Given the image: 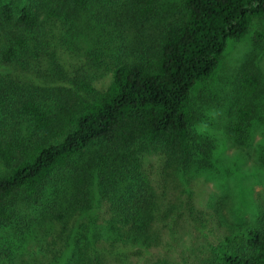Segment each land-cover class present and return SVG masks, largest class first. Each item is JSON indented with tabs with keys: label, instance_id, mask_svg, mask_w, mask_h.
<instances>
[{
	"label": "trees",
	"instance_id": "obj_1",
	"mask_svg": "<svg viewBox=\"0 0 264 264\" xmlns=\"http://www.w3.org/2000/svg\"><path fill=\"white\" fill-rule=\"evenodd\" d=\"M255 20L264 21V0L0 2V64L11 71L0 74V225L15 236L55 223L66 232L92 210L95 186L100 225L126 245L158 247L176 207L161 210L141 155L160 154L168 176L213 167L215 141L197 132L191 91ZM226 102L225 140L246 170L264 168V156L251 166L246 149L256 127L264 134V76L253 58ZM226 202L210 203L219 227ZM254 206V219L226 227L197 264H264V204ZM74 226L69 263L90 264L91 224L78 223L75 238Z\"/></svg>",
	"mask_w": 264,
	"mask_h": 264
},
{
	"label": "rangeland",
	"instance_id": "obj_2",
	"mask_svg": "<svg viewBox=\"0 0 264 264\" xmlns=\"http://www.w3.org/2000/svg\"><path fill=\"white\" fill-rule=\"evenodd\" d=\"M25 1L0 0L10 3L14 9H19ZM263 28L264 21L255 20L244 38L230 40L215 72L209 79L195 84L191 91L199 114L197 132L215 141L213 167L207 172L193 173L188 177L181 174L168 176L160 154L141 155L142 168L161 198V210L171 205L176 207L173 217L160 230L161 244L158 247L146 249L126 245L100 225L101 222L96 219L100 209L93 186L92 210L75 218L66 232H63L59 223H55L46 231L15 236L10 227L0 225V264H75L74 260V263H69L72 243L65 244V238L74 225L71 236L75 238L82 235L78 232V223L91 224L87 245L90 264H154L158 260H165L168 264H197L196 260L205 253L209 244L216 242L226 227L253 220L254 204H264V168L255 164L246 170L249 163L243 167V158L235 151V145L229 144L224 138L223 121L227 97L243 61L248 57L253 58L264 76V37L257 41L255 39L256 33ZM10 72V69L0 64V74ZM107 82V78L99 79L96 86L102 89ZM246 149L250 151L251 158L248 159H251V166L254 160L264 156L261 126L255 128L252 141ZM218 197H226L228 202L221 209L220 214L225 217H220L221 227L216 219L210 217L213 210L210 203ZM190 209H193L195 216L204 218V227L194 222ZM58 252L60 257L54 261Z\"/></svg>",
	"mask_w": 264,
	"mask_h": 264
}]
</instances>
